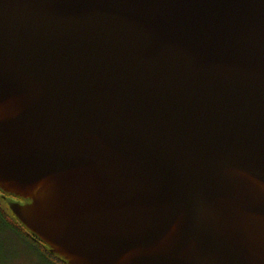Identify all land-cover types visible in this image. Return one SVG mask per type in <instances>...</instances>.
Listing matches in <instances>:
<instances>
[{"label": "water", "instance_id": "1", "mask_svg": "<svg viewBox=\"0 0 264 264\" xmlns=\"http://www.w3.org/2000/svg\"><path fill=\"white\" fill-rule=\"evenodd\" d=\"M0 193L66 264H264V0H0Z\"/></svg>", "mask_w": 264, "mask_h": 264}, {"label": "rangeland", "instance_id": "2", "mask_svg": "<svg viewBox=\"0 0 264 264\" xmlns=\"http://www.w3.org/2000/svg\"><path fill=\"white\" fill-rule=\"evenodd\" d=\"M0 264H56L40 248L20 238L0 220Z\"/></svg>", "mask_w": 264, "mask_h": 264}, {"label": "trees", "instance_id": "3", "mask_svg": "<svg viewBox=\"0 0 264 264\" xmlns=\"http://www.w3.org/2000/svg\"><path fill=\"white\" fill-rule=\"evenodd\" d=\"M9 199L12 198L9 197ZM0 220L5 225L6 228L11 230L20 238L26 239L31 243H34L38 248L42 250L44 256H46L53 262H55L56 264H66V262L63 261L62 259L52 255L49 252V250L46 248V246L16 219V217L12 214V212L8 208L6 201L2 199L1 193H0Z\"/></svg>", "mask_w": 264, "mask_h": 264}]
</instances>
